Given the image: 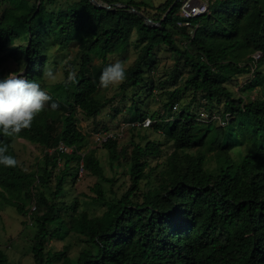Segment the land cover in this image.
Instances as JSON below:
<instances>
[{
  "label": "trees",
  "instance_id": "obj_1",
  "mask_svg": "<svg viewBox=\"0 0 264 264\" xmlns=\"http://www.w3.org/2000/svg\"><path fill=\"white\" fill-rule=\"evenodd\" d=\"M98 1L103 5L76 0L64 8L49 10L45 0L33 6L25 0H11L13 6L0 20V51L6 50L21 33L26 34L28 44L19 45L12 55L18 62L23 59L26 80L30 82L40 84L43 79L46 57L42 45L46 33L52 34L54 42L63 47L71 41L80 43L82 61L76 82H72V103L62 115L64 125L59 136L51 137L46 128L54 113L47 107L32 127L19 135L55 148L45 153L44 173L37 180L47 182L63 157L53 199L49 200L41 191L33 194L34 173L19 163L15 168L0 165V195L8 192L15 196L16 208L21 213L25 211V194L38 203L32 212L37 224L31 241L34 264H264V98L245 101L242 96L234 97L226 85L231 75L251 72L254 65V79L264 76L258 69L264 62V0H208V9L190 17V25L180 24L184 20L180 15L182 0L169 11L175 0H166L152 15L143 11L144 1ZM134 33L142 47L127 68L123 84L140 87L137 96L147 87L154 91L156 69L151 56L157 47L166 46L176 60H184L190 68L184 87L193 90V104L199 107V113L190 105L177 114L164 110L149 113L141 102H133L137 112L129 122L150 117L149 126H168L174 151L164 172L166 176L157 187L142 191V179L150 177L154 170L149 158L161 155L162 142H136L128 189L120 197L107 199L101 183H94L92 190L97 196L93 200L106 206V210L101 217H91L88 212L79 211L78 200L56 201L65 193L72 161L76 160L79 167L83 160L89 173L113 181L104 175L96 149L79 153L86 136L77 125L75 112L81 110L87 116L99 112L102 103L96 93L104 67L112 63L108 55L126 52ZM177 34L187 39L186 45L179 44ZM256 52L261 53L258 59L253 56ZM93 53L101 56V65H93ZM244 55H252V62L241 65L239 60ZM85 69L90 76L83 74ZM263 82L264 79L258 83ZM198 93L204 101L196 102ZM175 95L171 93L165 110H173ZM59 96L52 95L49 103L60 102ZM214 99L222 101L221 110L214 111L210 105ZM201 112L207 117H202ZM228 130H237L244 140L246 136L250 141L239 161L229 155L231 143H220L221 132ZM13 140L0 135V145L7 144L8 154L16 158ZM61 141L72 146L73 151L57 150ZM103 147L114 160L117 141L109 137ZM202 147L215 150L218 164L213 169L206 167L203 150L195 155L181 153ZM40 205L45 210H38ZM53 222L57 225L51 230L49 224ZM67 231L85 236L92 247L75 258L67 254V245L60 250L48 248L50 238H62ZM0 264H8L2 248Z\"/></svg>",
  "mask_w": 264,
  "mask_h": 264
},
{
  "label": "rangeland",
  "instance_id": "obj_2",
  "mask_svg": "<svg viewBox=\"0 0 264 264\" xmlns=\"http://www.w3.org/2000/svg\"><path fill=\"white\" fill-rule=\"evenodd\" d=\"M25 1L32 6L39 2V0ZM73 1L76 0H45V5L49 10H56L58 7H66ZM140 1L145 3L142 5L143 11L148 15H152L157 10L156 7L166 0ZM12 6L11 0H2L0 4V20L4 12ZM44 37L46 38L42 45L43 57H46L44 68H51L58 74L55 83H49L44 78L40 82L42 90L46 91L50 96L56 93L60 95V102L58 101L59 109L51 115L49 127L46 126L51 133V137H55L59 136L64 125L62 115L67 111L66 107L68 104L72 103L73 85L68 80L69 72L73 70L75 72L79 71L82 60L79 42L71 41L67 47H63L54 42L52 34L46 33ZM176 38L180 45L184 46L187 44V39L184 36L177 34ZM139 41L138 35L134 33L128 50L108 55V61L112 63L117 60L123 61L126 64V68H128L133 64L140 52L142 44ZM27 44L26 34L21 33L6 50L0 51V80L7 78L11 73H16L26 79V64L23 63L22 58V62H18L12 52L19 45ZM154 51V56H151L156 69L154 91L147 87L142 89L140 95L137 96V91L141 88H135L128 83L123 84L125 82L118 87H109L108 89L99 87L96 93V98L102 103L99 112L93 116H87L81 110H76L75 112L77 125L86 136L83 145L78 150L79 153L96 149L101 165L104 168V175L112 178L113 181H105L102 177L93 175L87 170L80 174L78 162L76 160L72 161L71 174L67 176L64 184L65 193L63 196L58 197L56 201L70 203L78 200L80 212L86 211L91 217H101L106 210V206L93 200V197L97 196V194L92 190V186L96 182L101 183L107 199L120 197L130 184V165L134 144L136 142L144 144L148 139L161 141L162 153L160 156L149 158L150 166L154 170L150 177L142 179L140 187L142 191H146L148 188L157 187L163 181L166 176L164 172L168 168L169 157L174 151L173 142L168 136V126L165 124L163 129H156L153 126L130 128L127 123H130L129 119L137 112L133 102L136 104L141 102L142 107L149 113L153 111H161L160 113H163L164 110L165 113L173 111L172 113L177 114L179 111L189 107V105L194 111L199 113V107L195 106V103L193 104V90L184 87L185 78L190 71V68L184 64V60H176L174 53L166 46H159ZM92 61L93 65L96 66L103 63L101 56L95 53L92 54ZM246 62H252V55H244L239 60L241 65ZM255 67L256 65H254ZM254 68L251 72L230 76L226 85L233 92L234 97L242 96L245 101L264 98V82L259 84L263 81L264 76L254 79ZM258 69L264 72V62ZM83 74L90 76L89 71L86 69ZM59 83H63L65 86L63 84L58 86ZM123 85L124 88L122 89ZM173 92L176 93L173 110H165L164 104L168 102ZM200 94H196L199 95L196 102L204 101ZM50 104L47 106L48 109H50ZM210 105L214 111H219L223 108L222 101L217 99L212 100ZM206 115L205 113V117ZM111 133L115 135L113 138L117 141V153L114 160L110 159L108 149L103 147V142ZM220 141L222 145L231 143L228 152L230 157L236 161L242 159L250 146L249 139L245 136L244 140L237 130L221 132ZM252 142L255 143V140L252 139ZM12 148L19 165L26 171L34 173L35 186L32 189L33 194L41 191L49 200H52L56 176L63 169V157L59 158L58 166L52 169L48 177L49 180L44 182L37 180V176H42L44 173L45 153L47 151L53 152L55 148L49 149L37 141L19 136L12 141ZM199 150H203L206 153V167L213 169L218 164L215 150L202 147L200 149H186L181 151V153L188 152L195 155ZM24 199L25 211L21 213L16 208L15 196L8 192L0 195V248L6 253L8 264H34L31 241L36 232L37 224L34 221L32 212L36 211L38 203H35L36 200L33 197L28 198L26 194ZM38 210L43 211L45 208L40 205ZM56 225L57 222H53L49 224V228L52 230ZM65 245L68 246L67 254L74 258L82 250L92 247V244L85 236L71 231L65 232L62 238L53 237L47 241L48 248L52 250H60Z\"/></svg>",
  "mask_w": 264,
  "mask_h": 264
},
{
  "label": "clouds",
  "instance_id": "obj_3",
  "mask_svg": "<svg viewBox=\"0 0 264 264\" xmlns=\"http://www.w3.org/2000/svg\"><path fill=\"white\" fill-rule=\"evenodd\" d=\"M57 75L51 68L45 67L43 70V78L49 83H55ZM126 78V64L117 60L104 67L98 86L102 89L118 87ZM68 80L76 82L74 70L69 72ZM50 101L52 97L42 90L40 84L30 82L16 73H11L7 78L0 80V135L15 138L22 131L30 129ZM50 109L53 112L57 111L59 104L52 102ZM0 165L6 168H15L18 165L17 159L8 154L7 144L0 145Z\"/></svg>",
  "mask_w": 264,
  "mask_h": 264
},
{
  "label": "built area",
  "instance_id": "obj_4",
  "mask_svg": "<svg viewBox=\"0 0 264 264\" xmlns=\"http://www.w3.org/2000/svg\"><path fill=\"white\" fill-rule=\"evenodd\" d=\"M208 9V0H182L181 1V6H180V15L182 17H184L183 21H180V24H184V25H190V17H193L195 15H198L204 11H206ZM256 59L260 58L261 53L260 52H256L253 55ZM202 117H205V113L201 112ZM207 117V115H206ZM213 117H216V115H213ZM217 118V117H216ZM219 122L222 124H225V121L218 118ZM152 120L150 117L145 118L142 122H130L127 123V125H131V126H137V127H147L151 124ZM109 137H115L114 134H109L107 136V138ZM106 138V139H107ZM105 139V140H106ZM57 150L65 153V152H72L73 151V147L72 146H68L66 145L63 141H61L58 145H57ZM52 152V151H51ZM85 168H84V164H83V160L80 162L79 165V173L83 174V172H85Z\"/></svg>",
  "mask_w": 264,
  "mask_h": 264
},
{
  "label": "water",
  "instance_id": "obj_5",
  "mask_svg": "<svg viewBox=\"0 0 264 264\" xmlns=\"http://www.w3.org/2000/svg\"><path fill=\"white\" fill-rule=\"evenodd\" d=\"M93 2H95L96 4H98V5H103L101 2H99L98 0H92ZM179 0H175L174 2H173V4L170 6V8L168 9V11L169 10H171L172 8H173V6L175 5V4H177V2H178ZM168 11H167V13H168ZM142 16H144L146 19H148L142 12H139ZM166 13V14H167ZM165 14V15H166ZM150 22H152L150 19H148ZM153 23V22H152ZM155 24H158V23H155Z\"/></svg>",
  "mask_w": 264,
  "mask_h": 264
}]
</instances>
